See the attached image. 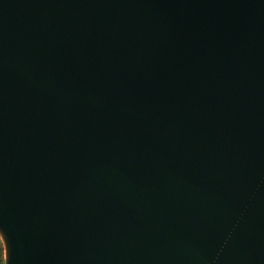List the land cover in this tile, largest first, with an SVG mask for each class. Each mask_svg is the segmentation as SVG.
<instances>
[{"label":"water","instance_id":"95a60500","mask_svg":"<svg viewBox=\"0 0 264 264\" xmlns=\"http://www.w3.org/2000/svg\"><path fill=\"white\" fill-rule=\"evenodd\" d=\"M3 264H264V0H0Z\"/></svg>","mask_w":264,"mask_h":264},{"label":"trees","instance_id":"16d2710c","mask_svg":"<svg viewBox=\"0 0 264 264\" xmlns=\"http://www.w3.org/2000/svg\"><path fill=\"white\" fill-rule=\"evenodd\" d=\"M4 263V253H3V246H1L0 242V264Z\"/></svg>","mask_w":264,"mask_h":264},{"label":"rangeland","instance_id":"374dc122","mask_svg":"<svg viewBox=\"0 0 264 264\" xmlns=\"http://www.w3.org/2000/svg\"><path fill=\"white\" fill-rule=\"evenodd\" d=\"M0 242H1V240H0ZM1 246H3V245H2V242H1Z\"/></svg>","mask_w":264,"mask_h":264}]
</instances>
